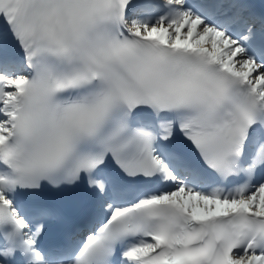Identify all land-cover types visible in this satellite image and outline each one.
I'll use <instances>...</instances> for the list:
<instances>
[{
  "label": "snow or ice",
  "instance_id": "snow-or-ice-1",
  "mask_svg": "<svg viewBox=\"0 0 264 264\" xmlns=\"http://www.w3.org/2000/svg\"><path fill=\"white\" fill-rule=\"evenodd\" d=\"M0 264H264V0H0Z\"/></svg>",
  "mask_w": 264,
  "mask_h": 264
}]
</instances>
